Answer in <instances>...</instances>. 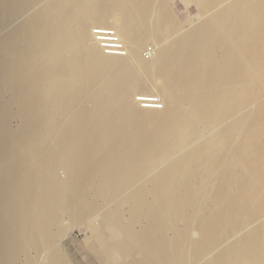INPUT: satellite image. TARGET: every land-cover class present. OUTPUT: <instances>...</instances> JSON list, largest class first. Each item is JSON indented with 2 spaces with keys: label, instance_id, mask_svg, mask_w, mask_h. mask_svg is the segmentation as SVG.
<instances>
[{
  "label": "bare ground",
  "instance_id": "obj_1",
  "mask_svg": "<svg viewBox=\"0 0 264 264\" xmlns=\"http://www.w3.org/2000/svg\"><path fill=\"white\" fill-rule=\"evenodd\" d=\"M191 2L0 0V264H264V0Z\"/></svg>",
  "mask_w": 264,
  "mask_h": 264
},
{
  "label": "rangeland",
  "instance_id": "obj_2",
  "mask_svg": "<svg viewBox=\"0 0 264 264\" xmlns=\"http://www.w3.org/2000/svg\"><path fill=\"white\" fill-rule=\"evenodd\" d=\"M170 6L171 8H173L172 10L174 11L175 16L176 17L178 16L177 19L180 20L181 22L180 21L179 22L182 24L183 23L186 24L187 22H192L193 20L192 17L193 18L196 17L195 14L197 13V11L195 7H193L194 5L191 2V0H170ZM92 26H96V25L93 24ZM93 28L95 27H92V29ZM96 28L100 29L98 26ZM104 29H108V28L104 27ZM151 48H152V44L148 42L142 49L141 53L145 54L146 49H151ZM149 94L150 93H148L147 95ZM147 95L144 96L139 95L137 96V99L138 100L140 99V101L144 102V104L147 101V103L148 102L153 103L154 105L156 103L154 100L155 95L154 97L150 96L152 94H150L149 96ZM159 103L161 104V102H157V105H159ZM98 222L99 221L97 218H91V222L89 224L87 223L81 224L79 225V228L78 225L71 226L69 227L68 233L65 235V237H63V239L59 241V247L61 248L63 254L66 256L70 264H99L98 263L99 260L94 255V253L90 250V248L86 247L87 246L86 241L91 237L92 234V226H95V224L98 225ZM62 223L66 224L67 220L64 219ZM90 225L92 226L90 227ZM96 259L98 262L96 261Z\"/></svg>",
  "mask_w": 264,
  "mask_h": 264
},
{
  "label": "built area",
  "instance_id": "obj_3",
  "mask_svg": "<svg viewBox=\"0 0 264 264\" xmlns=\"http://www.w3.org/2000/svg\"><path fill=\"white\" fill-rule=\"evenodd\" d=\"M145 55H147V53Z\"/></svg>",
  "mask_w": 264,
  "mask_h": 264
}]
</instances>
